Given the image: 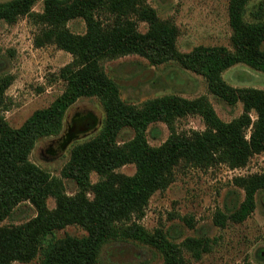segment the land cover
Wrapping results in <instances>:
<instances>
[{"label": "trees", "instance_id": "16d2710c", "mask_svg": "<svg viewBox=\"0 0 264 264\" xmlns=\"http://www.w3.org/2000/svg\"><path fill=\"white\" fill-rule=\"evenodd\" d=\"M249 1L228 0L230 49L197 46L188 53L177 48V27L161 20L145 0L0 2V22L12 25L28 17L39 29L33 39L36 48L54 45L72 56V62L59 72L65 84L62 94L17 129L4 118L13 76H0V264L29 263L36 258L39 264H99L102 248L113 241L153 247L162 255V264H187L182 247L196 260L206 252L203 240L188 238L176 245L161 231L145 230L138 221L152 195L174 181L177 169L220 165L239 169L254 155L264 154V90L234 88L222 78L236 64L264 73V0L249 11L247 19ZM38 2L43 5L41 13L33 11ZM75 19L84 22V34L68 29V22ZM138 23L147 25L144 33ZM129 55L151 65L177 62L204 77L208 91L229 106L240 102L242 113L223 122L206 97L190 100L166 95L141 106L125 103L101 62ZM80 98L100 101L105 113L102 127L93 138L71 149L62 178L52 177L31 163L29 155L38 139L60 133L66 110ZM187 116H199L205 130L176 132L175 122ZM157 122L164 123L170 133L160 146L152 147L146 131ZM124 128L132 129L134 136L120 145L117 137ZM125 165H134L132 176L116 172ZM92 173L99 177L95 183L90 180ZM62 179L75 182L74 195L66 194ZM233 182L244 199L229 214H215L220 227L228 221L242 223L253 213L257 193L264 192V172L236 177ZM49 198L55 200L52 210L47 207ZM21 203H29L35 216L19 225H3ZM70 225L82 228L86 235L54 237L55 231Z\"/></svg>", "mask_w": 264, "mask_h": 264}, {"label": "rangeland", "instance_id": "374dc122", "mask_svg": "<svg viewBox=\"0 0 264 264\" xmlns=\"http://www.w3.org/2000/svg\"><path fill=\"white\" fill-rule=\"evenodd\" d=\"M10 0H0L7 2ZM261 0H250L249 11ZM161 20L172 22L178 29L177 48L182 53L190 52L197 46H230L231 29L228 24V0H145ZM42 2L34 7L35 13L42 12ZM70 32L85 33V24L75 19L67 24ZM145 23H138V30L144 33ZM38 26L28 17L19 18L8 25L0 22V76H13V83L6 91L4 118L8 125L17 129L36 111L47 108L65 89L59 78L60 70L72 62V56L54 45L36 48L34 36ZM264 49V43H263ZM104 73L119 87L121 99L130 105L141 106L144 102L166 95H176L185 99L206 97L219 119L230 122L242 113L239 102L229 106L212 95L204 77L183 69L177 62L151 65L146 59L129 55L101 62ZM223 80L234 88H254L264 90V73L243 64H236L222 73ZM91 114L97 120L95 130L80 136L65 147L64 135L72 126V121L86 118ZM254 120L255 114L251 113ZM105 118L104 109L95 98H80L65 112L62 129L56 136L38 139L29 155V161L50 176L61 177L71 149L91 138L101 129ZM175 130L180 134L204 131L205 125L199 116H187L175 122ZM167 126L162 122L151 124L146 131L147 142L152 147L160 146L169 136ZM134 136L130 128L118 134L121 145ZM248 136V133H247ZM116 172L132 176L134 165H125ZM264 172V154L254 155L247 165L230 169L225 165L209 169L179 168L174 181L163 191H158L149 199L144 216L138 223L150 233L161 231L168 241L176 245L188 239L206 242V252L198 260L191 252L181 248L187 264H252L264 263V192L256 195L253 213L242 223L227 222L220 227L215 223V214H229L244 199V193L234 185V178ZM92 183L99 177L92 173ZM67 195L77 192L74 181L62 179ZM91 198L92 196L89 195ZM48 209L55 208V200H47ZM35 216L29 203L18 205L3 225H19ZM66 235L81 237L85 231L70 225L54 232L56 239ZM99 264H162V255L153 247L136 241H113L102 248ZM39 264L36 258L29 263Z\"/></svg>", "mask_w": 264, "mask_h": 264}, {"label": "flooded vegetation", "instance_id": "af4514ba", "mask_svg": "<svg viewBox=\"0 0 264 264\" xmlns=\"http://www.w3.org/2000/svg\"><path fill=\"white\" fill-rule=\"evenodd\" d=\"M88 127V120L84 117V118H75L72 121V126L66 131V134L64 135V139L66 138L67 135L71 136L72 139H77L80 136L86 135L89 132H92L93 130H95L96 127L86 130Z\"/></svg>", "mask_w": 264, "mask_h": 264}, {"label": "water", "instance_id": "95a60500", "mask_svg": "<svg viewBox=\"0 0 264 264\" xmlns=\"http://www.w3.org/2000/svg\"><path fill=\"white\" fill-rule=\"evenodd\" d=\"M86 119L88 120V127H87V129H85L84 131L96 127V125H97V120L95 119V117H94L93 115L88 114L87 117H86ZM71 141H72V137L69 136V135H67L66 138H65V143L63 144L62 147L67 146Z\"/></svg>", "mask_w": 264, "mask_h": 264}]
</instances>
